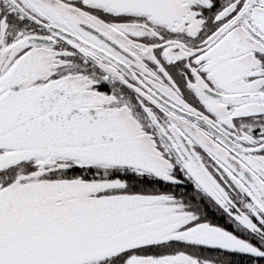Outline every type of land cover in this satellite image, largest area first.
I'll use <instances>...</instances> for the list:
<instances>
[{"label":"snow or ice","instance_id":"1","mask_svg":"<svg viewBox=\"0 0 264 264\" xmlns=\"http://www.w3.org/2000/svg\"><path fill=\"white\" fill-rule=\"evenodd\" d=\"M0 264H264V0H0Z\"/></svg>","mask_w":264,"mask_h":264}]
</instances>
